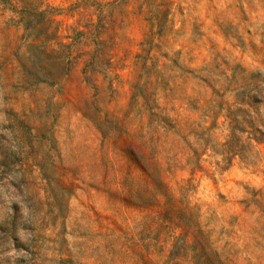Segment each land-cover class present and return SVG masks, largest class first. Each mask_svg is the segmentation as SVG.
I'll return each mask as SVG.
<instances>
[{
    "label": "rangeland",
    "instance_id": "rangeland-1",
    "mask_svg": "<svg viewBox=\"0 0 264 264\" xmlns=\"http://www.w3.org/2000/svg\"><path fill=\"white\" fill-rule=\"evenodd\" d=\"M206 250L264 264V0H0V264Z\"/></svg>",
    "mask_w": 264,
    "mask_h": 264
},
{
    "label": "trees",
    "instance_id": "trees-1",
    "mask_svg": "<svg viewBox=\"0 0 264 264\" xmlns=\"http://www.w3.org/2000/svg\"><path fill=\"white\" fill-rule=\"evenodd\" d=\"M43 15V14H42ZM21 18H24L23 14H21ZM29 32L34 33V30H29ZM255 140V142H258L259 140H256L255 138H253ZM239 152H235V155H238ZM198 259L200 260L201 264H224L222 262V260L220 259V257L215 254L212 253L211 250H206L204 252H202Z\"/></svg>",
    "mask_w": 264,
    "mask_h": 264
}]
</instances>
